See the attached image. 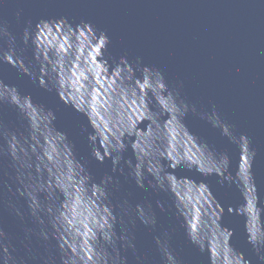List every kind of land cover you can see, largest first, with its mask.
I'll return each instance as SVG.
<instances>
[{
    "label": "water",
    "instance_id": "95a60500",
    "mask_svg": "<svg viewBox=\"0 0 264 264\" xmlns=\"http://www.w3.org/2000/svg\"><path fill=\"white\" fill-rule=\"evenodd\" d=\"M0 264H264V0H0Z\"/></svg>",
    "mask_w": 264,
    "mask_h": 264
}]
</instances>
